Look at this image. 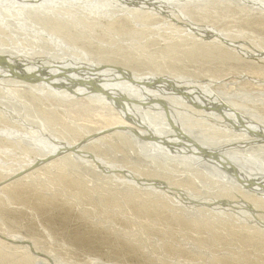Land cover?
<instances>
[{
  "label": "rangeland",
  "instance_id": "1",
  "mask_svg": "<svg viewBox=\"0 0 264 264\" xmlns=\"http://www.w3.org/2000/svg\"><path fill=\"white\" fill-rule=\"evenodd\" d=\"M112 4L110 9L117 13H111V18L103 15L96 20L87 19L84 28L71 23L63 28L74 40L95 50L91 51L95 55H90L91 64L99 62L97 59L104 62L96 64L99 67L83 66L81 70H101L104 66L111 73H124L122 65L126 64L140 77L149 76L151 70H162L153 82L167 80V84H175V80H180L190 85H208L218 92L236 91L251 97H247L251 109L264 116V11L259 6L243 0H225L220 4L213 0L210 4L203 3L209 6L207 9L199 10L195 3H184L183 6L189 7L185 16L181 14L183 6L174 8L173 13H168L167 8L159 11L149 6L142 10L152 15H127L128 18L119 17L116 25H111L109 20L124 14L121 3ZM83 14L76 16L83 18ZM187 20L202 26L195 27ZM206 26L234 39L246 51L229 49L232 46L225 42H234ZM23 34H14V38L17 35L18 41L22 38L25 52H39L40 56L56 54L54 40L50 46L44 43H49V38L35 41L39 42L36 45L32 41L38 34ZM14 43L0 37L1 49L19 50ZM254 49L257 50L249 53ZM109 57L114 62L101 59ZM125 57L131 60L126 61ZM67 69L60 70L67 72ZM14 78L12 82L0 79V238L8 245L5 250L0 246V264L32 263L24 249L17 246L21 243L8 239L9 234L30 240L39 252L64 264H264V206L253 208L237 198L221 196V186L201 183L193 165L170 160L167 165L154 164L140 154L138 145L133 146L118 134L100 135L105 138L89 143L79 156L60 154L49 162L31 166L18 178L2 181L10 171L5 169H14L27 156L35 155L23 152L22 146L11 147L12 139L39 143L42 136L32 131L43 130L42 123L48 129L43 136L68 131L67 136L72 139V135L80 136L88 129L96 131L111 121L106 113L108 106L100 102L49 96L30 90L36 84L30 78H16L21 83ZM108 78L102 80L111 84L117 80ZM67 80L53 82L52 88L87 86L83 80ZM124 80L133 81L129 76ZM143 82L154 85L152 81ZM100 88L107 100H114L107 89ZM181 88L180 93L184 91ZM6 89L21 92L13 96ZM162 103L168 113L167 104ZM48 112L54 113L51 123L42 117ZM185 114L188 118L184 120L191 127L204 129L223 140L229 138V131L207 124L210 120L197 125L192 112ZM27 130L31 133L25 134ZM256 146L249 150L252 157L256 153V157L264 160V145Z\"/></svg>",
  "mask_w": 264,
  "mask_h": 264
},
{
  "label": "bare ground",
  "instance_id": "2",
  "mask_svg": "<svg viewBox=\"0 0 264 264\" xmlns=\"http://www.w3.org/2000/svg\"><path fill=\"white\" fill-rule=\"evenodd\" d=\"M122 1L123 0H0V22H2L0 23V37H7L12 43L17 40L14 44L19 47V50L18 48L11 47V49H8L9 51L7 48H0V79L5 82H12L14 77V79L19 78L22 80L28 77L31 79V82L36 83L31 86L30 90L33 88L39 90L40 93L49 96L55 95L66 99L72 98L73 100L76 98H85L89 99L86 101L100 102L102 105L108 106V108H106V113L112 117H109L111 121L96 129V131L88 129L80 136L74 137L72 135V139H70L71 136H67L69 133L68 131L64 132L65 134L52 132L50 133L51 135H47L46 137L43 136V132H48L46 123H42L43 130L38 129L32 131V134L39 133L40 136H42L43 140L41 139L39 143L33 144L23 139H21L22 141L12 139L13 141L9 142L12 144L11 147L22 146L23 152L28 154L32 152L35 155L32 158L27 156V158L14 169H5L10 171L2 177V181L13 177L14 179L18 178L20 174L25 173L31 166L49 162L52 157H57L60 154H63L64 157H69L70 155L79 156L89 143L93 144L96 141L100 142L105 138L100 135L113 133L125 137L126 140L134 144L133 146L138 145L137 148L140 150V154L145 156V158L149 157V160L154 164L167 165V161L170 160V162L175 161L184 165H193L198 169L197 171L194 170V174L201 183L205 182L209 185L221 186L219 191L221 196H225L226 198H237L250 204L253 208H257L258 205L264 206V160L261 159V156L256 157V153L252 157L249 151L253 149L255 145H257L256 147L264 145V116L263 114L261 115L253 111V108L251 109L247 100L248 96L241 93L237 94L236 91L234 93L214 91L208 85H206V87L201 85L202 88H200V85H190L187 81L175 80V84H170L171 82L167 84V80L164 81L165 83L153 82L156 81L154 78L157 79L159 76L158 73L162 70H151L149 76L140 77L137 76L139 74L134 73V70L130 69L126 64H123L122 67L127 73H123L122 71H114L111 73L104 66L101 70H99L100 68L97 70L93 68L91 71H86V69L81 70L83 66L93 65L97 67L98 65L96 64L100 65L101 63L104 64V62L96 58L99 62L95 60L96 64H91V61H93V58L90 56L93 55L91 51L95 50L86 46V43L84 44L82 41L78 42V40H74L72 36L66 32L67 30L63 29L68 23L80 25L84 28V22L87 19L96 20L103 15H108L111 18V13H117L110 9L111 3H121L124 6L123 16H117L111 19L112 21L109 20V24L116 25L115 21H117L119 17L126 19L128 18L127 15L133 17H138L141 14L152 15V12L142 10L149 6L156 7L159 11H163L167 8L166 11L168 13H173L174 8L183 6L184 3H195L198 5L197 8H199V10H205L209 6L203 5V3L210 4L213 0H126L129 3H123ZM214 1L220 4L225 0ZM243 1H245L246 4L249 1L253 6H259L260 11H264V0ZM187 6L188 5L181 8V14L184 16L189 12V7ZM82 14L85 15L83 18L82 16H76ZM187 21L195 27L202 26L193 23L191 20ZM37 26L38 28H36ZM206 27L216 32L214 28L210 26ZM10 28V33H6L7 29ZM24 32L39 35L38 37H34L35 39L32 41L33 44L36 43L37 45L39 42L35 41L49 38L51 41L49 43L44 41V43L50 46L53 45L55 41L54 47L60 49H55L56 54L47 53L42 56H40L39 52H25V47H23L21 44L22 41H20L22 38H20L19 41L18 35L17 38H14V34L16 36V34H23ZM33 34L32 36H34ZM217 35H220L227 41L234 42H225L227 46H232L229 47V49L235 50L236 52L240 51V53L246 51L245 48L237 45L234 39L225 37L219 33H217ZM256 50L257 49L249 51V53H253ZM101 59L114 62V59L111 57L108 59ZM125 60L129 61L131 59L128 60L125 57ZM64 67L69 68L67 69L68 71L66 70L67 72L64 70L62 72L60 70ZM113 69L114 68H112V70ZM46 71H51V73L54 74L51 75L50 72L48 73ZM37 74L44 75L41 77ZM10 76H13V78H10ZM106 76L107 78L108 76L117 78V80L112 82V84L104 82L102 79L106 78ZM125 76H129L133 81L124 80ZM143 78H145V82L152 81L154 85L149 86V84H145ZM67 79H70V82L71 80H83L87 86L78 85L77 87L75 86L74 89L69 87L63 89L52 88V84L67 82ZM15 82H18V80ZM19 82L21 83V81ZM186 82L187 84H185ZM100 86L107 89L114 100H107L103 92H101L102 89ZM163 86L165 88H163ZM47 87L49 89H46ZM177 87H182L181 89H184V91H181V93L183 92L182 94ZM162 88L166 90L167 93H161L163 91L161 90ZM174 89H178L180 94ZM6 90H9L8 94H12L13 96H18V93L21 92L15 89ZM162 102L167 104L168 113L165 111L166 109L162 105L164 104ZM185 111L192 112L193 122L197 125H202L204 121L210 120L207 124H213V126L215 124L229 131V138L223 140L221 136L209 135L204 129L191 127L190 123L184 120L186 117L188 118ZM53 114L52 112H48V115L43 114L42 117L47 123H51L53 122ZM239 131L254 133L258 136L256 138L245 132L241 133ZM26 132L28 133L25 134L31 133L28 130ZM236 136L240 138L235 139ZM246 140H251V142ZM6 148H8V146ZM136 168L140 167L136 166ZM174 168L176 167L174 166ZM193 169L190 171L193 172ZM192 180H194L193 176ZM199 212L200 211H198V213ZM223 213L221 212V215ZM201 215L202 214H199V216ZM8 237L11 242L21 243V245L17 246L24 249L26 258L29 262H32L31 264H64V262L55 257L52 258L49 255L39 252L34 243L22 236L9 234ZM0 246L5 250L8 245L0 238ZM11 247L16 248L15 246ZM39 254L43 255L41 256Z\"/></svg>",
  "mask_w": 264,
  "mask_h": 264
}]
</instances>
